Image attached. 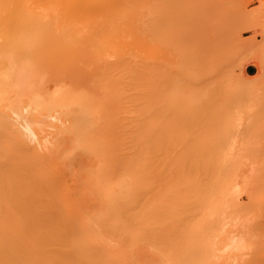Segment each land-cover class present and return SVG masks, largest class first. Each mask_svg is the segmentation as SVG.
I'll use <instances>...</instances> for the list:
<instances>
[{
    "label": "bare ground",
    "instance_id": "bare-ground-1",
    "mask_svg": "<svg viewBox=\"0 0 264 264\" xmlns=\"http://www.w3.org/2000/svg\"><path fill=\"white\" fill-rule=\"evenodd\" d=\"M131 1L124 0L121 7L120 0H0V118L5 133L0 142V264H157L158 254L156 262L178 264L193 239L187 234V246L182 245L184 232L193 235L200 228L189 220L181 228L179 221L193 219L190 216L200 213L204 202L211 204L203 210L222 208L230 214L241 208L247 180L242 178L246 182L239 185L242 165L232 166L235 158L230 148L224 150L228 130L223 136L227 141L221 138L223 149L207 147L213 143L208 140L211 130L223 124V119H215L212 97L229 99L231 94L213 95L218 92L213 87L212 95L209 90L205 96L195 83L196 72L198 77L188 73L192 80L183 78L180 85L186 88L180 87L184 73L179 72L192 65L174 70L181 64L173 59L169 65L165 56L160 60L153 53L157 46L132 52L137 27L141 29L147 16ZM198 88L204 92L199 97ZM199 98L207 110L199 103L197 107ZM233 121L224 122L230 130L240 123ZM197 124L205 129L199 131ZM256 197L251 200L254 207L264 209V197ZM164 234L171 242L162 241L170 249L155 239ZM196 235L195 242L201 238ZM256 246L252 252L264 249L260 242ZM150 248L156 249V257ZM255 252L258 256L252 253L251 262H263V255ZM243 259L239 264L250 263Z\"/></svg>",
    "mask_w": 264,
    "mask_h": 264
},
{
    "label": "rangeland",
    "instance_id": "rangeland-1",
    "mask_svg": "<svg viewBox=\"0 0 264 264\" xmlns=\"http://www.w3.org/2000/svg\"><path fill=\"white\" fill-rule=\"evenodd\" d=\"M127 1H130V0H127ZM133 1H131V2H133V4L135 3V8L138 10L141 9V10L145 11L147 17H145L146 22L141 25V27H140L141 29H139V27H137V32L135 35L136 43L142 39H143V42L137 43V44L135 43V47L132 46L133 47L132 52L135 53V51H138L139 48L141 49V50L140 49L139 50L142 52V50L145 47H147V45L149 44L148 45L149 47L157 46V48H156L157 50L155 49L156 51L153 50L152 48H151V50H153L154 54L157 53V55L159 57L161 56L160 60L164 59L166 57V59L169 60V65L170 64L173 65V62H172L173 59H174V63L178 64V62H179V64H181V65L177 66V67H179V69L178 68L174 69L176 71L180 70V67H182V64L184 65L183 69H184V67H186L185 64H187V63L189 65L191 64L192 67H190L188 69L187 67L189 65L187 64L188 65L186 67L187 70L186 69L184 70L187 73V77H186V73L184 71L179 72V73H184V75H182V76L179 73H177L181 76L179 86L180 87L183 86V85H180L181 80L183 78H184V80L187 78H190L192 80V77L194 76V74L196 72L199 77L197 76V74H195V75H196V77L199 78L198 79L199 81H198V83H197V81L195 83L198 84L199 86H201V88H203L201 90L206 91V93H204L203 91H201L198 88L199 90H196L198 97H199V94H198L199 92H200V94H202L201 92H203L204 94H206L205 96H207V93H208L207 91H209L210 89L212 90L213 87L215 88L214 90L218 91L215 94L213 93V95H216L217 93L220 95L221 92H219V91H222L223 95H225V94L229 95V93L231 94V95H229V97L231 96L229 99L226 98L227 95L224 96V99H226V100H224L223 97L222 98L218 97L217 95H216L217 99L215 96H213L215 98L212 97V100L214 99L213 104H215V115H214V112H213V115L215 116L216 121L217 120L220 121V119L221 120L223 119L222 120L223 122H221V121L220 122L223 123L224 125L223 124L220 125V123H219V125L222 127V128L221 127L217 128V130H219L220 128H221L220 130H222L219 132L220 133L219 134L216 130L218 123L216 121H215V123L213 122V126H216L215 127L216 131L214 132V130L213 131L211 130V133H210L211 138H209V139L206 138L209 140V142H211V140L213 139V141H212L213 143L211 142L212 144H208L207 147L210 149H212V148L214 149L213 146H216L215 150H217V151L221 150V148L223 149L224 146H225L224 147L225 151L228 148H230L231 150L228 149L227 151H229V152L231 151V159L235 158V159H232L233 161H231L232 166H236V168H237V165H242V168H243L242 171L244 172V173L243 172L241 173V178L239 177L237 181H240L239 185H241V182L244 181V179H242V178H246L245 180H247V182L246 181H244V182H246L248 185V187H247V185L244 183L245 188H247V189H245V190H247V192H245L244 194L241 195V196H243L240 198L241 203H240V201H238L241 205V208L244 207L247 210L242 209L243 210L242 211V210H240L241 209L240 208V209L234 211L235 213L232 210V213H230L231 214L230 215L228 210L225 211L222 208L221 209L207 208L208 209L207 210L204 207V209H206L208 211L207 212L206 210H203V206H205L207 204H208L207 206H209L211 203L209 204V202H206V204H205V202H204V205H203V203H201L202 209L200 210V208H199V210H198V211H200V213L196 212L198 214L197 215H196V213L194 214L198 219L197 218L195 219L194 218L195 216L192 215L190 217L193 218L194 220L190 219L189 217L188 218L184 217V218H187V219H184V221L178 220L179 223L181 222V224L183 222L181 228H183V225L189 224L188 223L189 221H192V223L194 222V224L196 221V225H200L199 226L200 228H198L197 232L193 233V235H190L192 233L184 232L182 238L183 237L189 238L191 236L189 238V240L192 239V237H193V239H195L194 236L196 234H198V235H196V237L200 236L201 238L199 239V241L197 240L198 242L196 241L197 244L198 243L200 244V242L202 241L203 243H205V245L202 243L199 246V244L197 245L196 242L192 239L193 241L192 240L190 241L191 244L188 242V244H187L188 246H187L186 245L187 239L186 238H183V240L181 239L180 243H182V245L185 243V245L187 246V247H184L185 245L182 246V247L186 248L185 250H184V248L182 249V251L183 250L186 251L185 252L186 255L183 254V256H182L181 254H179L182 257L179 256V259H181V261L179 262V259L177 258L178 259L177 262H178V264H181L182 261L185 262L184 264H187L188 262H190L191 264H192V262H193V264L194 263L195 264H198V263L199 264H201V263L202 264H215V263L219 264L220 262H222L220 264H235L237 262L239 264V261H241L240 260L241 258L243 259V257H244V259L246 260V258L250 257L249 258L250 260H248V261L246 260V262H245V260L243 259L242 261H244V263L250 262L248 264H253V262L255 260L254 261L252 260V262H251V256L253 258L252 253L257 254V252H255V251H258V253H259L260 252L259 250L262 248H260L259 250L257 249L253 252H252V250L254 249V247H257L256 245L258 242H260V244L261 243L264 244V240L262 239V238H264V235H263V237L261 236L262 238L260 237L262 232L264 233V231H262V229L264 228V209L263 208L258 209L260 206H258V208H256L257 204L253 205L255 202L253 203L251 201L254 199L253 197H256V194L258 197L257 200H259V198L261 199L262 197H264V196L259 197L260 195H264V0H133ZM120 3H121V7H122L124 0H120ZM183 6H185V8ZM165 8L167 11H164ZM184 9H186V11H187L186 13H188L189 16L186 17V13H184V11H185ZM145 12H144V14H145ZM190 15H192V16H190ZM184 17L188 18V20L185 19ZM137 24H138L137 26H140L139 23H137ZM160 40H161V42H160ZM151 42H153V43L150 44ZM162 43H163V45H162ZM134 48H135V51H134ZM136 53L139 54V51ZM150 55H152V54H150ZM163 56H165V57L163 58ZM155 57L156 56L154 55L153 58H155ZM169 57H170V59H169ZM171 57H172V59H171ZM183 57H184V59L181 60V58H183ZM155 60H157V59H155ZM155 60H154V62H155ZM168 60H167V62H168ZM183 61H185V62H183ZM157 63H159V62L157 61ZM169 65H167V66H169ZM163 67H164V65L161 68H163ZM152 68L154 70V64H153ZM168 68L170 70L172 67L170 66ZM191 71H193V72H191ZM172 73L174 74L173 71H172ZM188 73H191L193 76H189L190 74H188ZM178 76L175 75L176 78ZM175 77L173 79L175 81L179 82L178 79H175ZM184 80L182 83H184ZM169 81L171 82L172 80H169ZM186 81H185V83H188L190 80L188 82H186ZM192 83L190 84L191 86H189V87H192ZM195 83H194V87L197 88ZM175 84H178V83L175 82ZM175 84H173V85H175ZM186 85H188V84H186ZM176 86H178V85H176ZM183 87H185V85ZM212 91H211V95H212ZM203 95H200V96L204 97ZM220 98H221V100H220ZM204 100H207V98L204 97ZM208 100H210V99H208ZM203 102H204L203 98H199L197 101V104L199 103L200 106L206 108L207 104L203 103ZM199 104L197 105L198 108L200 107ZM208 104H212V102H208ZM222 104H223V107H221ZM208 109H210V108H208ZM204 110L202 109L201 111L204 112ZM206 110H207V108H206ZM196 111H197V109H196ZM203 112L201 114H203ZM208 112H209V110H208ZM181 113H182V111H181ZM205 113H206V111H205ZM207 113L205 115H207V117H210V115H209L210 113H208V114ZM198 114H200V113H197L196 116ZM227 114H229V116H227ZM194 115H195V113H194ZM194 115L192 117H194ZM184 116H186V115L184 114ZM184 116H183V118H185ZM196 116H195V118H197ZM201 117L198 119H201ZM211 117H213V116L211 115ZM231 117L233 118V120L235 122L238 121L240 123H237V126L235 125L236 129H234L235 128L234 126L233 127L231 126L234 124H231L230 125L231 130H230V127H227V125H229L227 123H229V122L232 123L233 120L230 121V119H229ZM188 118H189V116H188ZM227 119H228V122L226 121L227 122L226 123L224 120H227ZM0 120H1L0 121V124H1L0 125V142L2 143V141H4L3 138L5 137V133L3 132L4 131V124L1 123L3 121V119L0 118ZM206 120L207 119H205V121ZM209 120H210V118H209ZM187 121H189V120H187ZM193 121L195 122L194 119H193ZM210 121H211L210 123L208 122L210 124V126L207 125L209 127H211V125H212L211 123L214 120L212 119ZM200 124L203 125L204 127H206L205 126L206 123H204L205 125L202 123H200ZM200 124L199 125L197 124L196 127L199 131H202L205 128L202 129V126ZM209 127L207 128L208 130H209ZM211 128L213 129V127H211ZM223 128L224 129L226 128V129L224 130ZM227 130H228V135L226 134ZM224 132H225V135L230 136V137L226 136L227 137L226 139H228L230 141V142L228 141V143H231L232 147H231V145H229L226 142L227 141L226 139L224 140V138H225V137H223V136H225ZM229 133H231V134H229ZM219 135H221V136L219 137ZM215 136L216 137L218 136L217 139L219 138V140H217L215 138ZM207 137H210V136H207ZM214 138L216 140H214ZM221 138H223V142L224 141L226 142L225 145H224L225 142L222 143ZM1 139H2V141H1ZM205 141H207V140H204V142ZM214 141L215 142L221 141V142L214 143ZM209 142H205V143H209ZM209 145L210 146L212 145V148ZM219 146H221V147L218 149ZM234 160H235V162H234ZM240 160H241V162H240ZM234 168L235 167H233V169ZM242 168H240V170ZM238 171H237V173H238ZM245 173L247 174V176ZM239 174L240 173H238L235 176L234 172H233L235 179L237 178V176H239ZM243 174H245L246 177H244V176L242 177ZM245 190H243V191H245ZM242 199H244V201ZM246 201H248V202H246ZM245 202L251 210H248L249 208L246 207L247 205H245ZM242 203L244 204V206L242 205ZM240 205H239V207H240ZM254 206H256V207H254ZM222 210H223V212H222ZM245 210L247 211L245 214L246 216L244 215ZM215 212H216V214H215ZM204 213H206L207 215H205ZM217 213H219V214H217ZM240 213H243V214L240 215ZM234 214L237 217L233 216ZM216 215H217V217H216ZM239 215H240V217H238ZM243 215H244V217H243ZM213 216H215V219ZM220 216H221V218H220ZM207 217L208 218L210 217V219H208ZM232 217H235L236 219L232 218ZM180 220H183V219H180ZM214 220H215V222H214ZM246 222H248V223H246ZM250 222H253V223L251 224ZM209 223H210V225L212 223H214V224L212 227H210ZM206 225H207V228H206ZM248 225H251L249 229H252L253 232H252V230L250 231L248 229ZM253 225H255V227H252ZM215 226H217L218 228ZM208 227H210V229H212L213 231H211V230L209 231ZM241 227H243V228H241ZM201 228H203V229H201ZM240 229H242V230H240ZM256 229H258V230L255 231ZM199 230H201V231H199ZM202 231H204V232H202ZM240 231H242V232H240ZM245 231H248V232H245ZM206 232L209 234H207ZM211 232H213V234ZM215 232L216 233L219 232L220 234L218 233L219 234L218 235ZM249 232H252L250 234V236L251 235L253 236L254 233L255 234L257 233V234L254 235L253 237L249 236V238H250L249 239V238H246L248 236L246 234ZM161 234H163V233H161ZM172 234H175V233H172ZM187 234L189 235V237ZM204 234L205 235L207 234V235L203 236ZM166 235L164 234V237L163 236L161 237V235H157L155 237V239L158 242L160 241L159 243L161 245L165 246L167 244V242L165 243L162 240H164V239L167 240ZM233 235H235L236 237L235 236L233 237ZM245 235H246V237L244 238ZM213 236H215V237H213ZM255 236H256V238H255ZM239 237H240V239H239ZM170 238H171V236H170ZM177 238H179V240H180V236ZM213 238H214V240H213ZM218 238L220 241H218ZM232 238H233V241H232ZM244 240H245V242H244ZM253 240H255L256 245L254 243H252ZM169 241H168L167 245H169ZM182 241H185V242H182ZM213 241L215 243H213ZM246 241H247V243H246ZM194 242L196 245L195 244L193 245ZM217 242H218V244H216ZM219 242H220V244H219ZM242 242H243V244L244 243H246V244L250 243L249 244L250 246L247 247L246 244H244V245L241 244ZM180 243H178V244H180ZM210 244H212V245L209 248L208 245H210ZM226 244L229 246L227 247ZM234 244H236V245H234ZM237 245H238V247H237ZM171 246H173V245H171ZM191 246H193V247H191ZM244 246H245V248L247 247V250L244 248ZM260 246H263V245H260ZM165 247L170 249L169 248L170 246L169 247L165 246ZM180 247L181 246H179V248ZM194 247H195V250L198 249L199 247H200V249H198L197 251L194 250V252H191V251H193ZM214 247H217L216 250L215 249L212 250V248H214ZM242 247H243V249H242ZM153 248H155V247L153 246ZM161 248L162 247H160L158 249V247H157V249L159 251ZM187 249H189V251ZM239 249H240V251L242 250L241 253H240V251H239V253L237 252V250H239ZM151 250H149V251H151ZM154 250H155V253H154ZM177 250H178V248L175 251H177ZM245 250L247 251V253ZM248 250L249 251L251 250L252 253L248 252ZM262 250H264V249H262ZM162 251H164V250H162ZM209 251H211V252H209ZM231 251H232V253H231ZM168 252H169V250H168ZM215 252H217V253L215 254ZM219 252H221V254L223 252V254L221 255ZM233 252L235 254H233ZM177 253H180V252H177ZM189 253H190V255H189ZM192 253H193V255H191ZM199 253H201V255H199ZM260 253L262 254V252H260ZM157 254L158 253L156 252V249H153L151 252V255L156 257ZM162 254L164 255V257L166 256V252H162ZM210 254H212V255H210ZM230 254H232V255H230ZM240 254H241V256L239 257ZM148 255H150V252L147 253V256ZM205 255L207 256L208 259L214 258L215 261L211 260V259H209V260H211L209 262L205 261L207 259V258L206 259L203 258ZM262 255H263L262 257H264V251H263ZM172 256H174V254ZM197 256H198V258H197ZM256 256H258V254ZM157 257L159 259L160 255L158 254ZM176 257H178V255ZM183 257H184V259H182ZM185 257L188 258L186 260L187 262L185 261V259H186ZM223 257L226 259H224ZM234 257H235V259H234ZM168 258L167 259L165 258V260H167L169 262L170 258L169 259ZM237 258H240V259L237 260ZM150 259H153V258L151 257ZM158 259H156V260H158ZM200 259H201V261H200ZM255 259H256V257H255ZM262 259L263 258H261L260 260H262ZM156 260H155V263L160 264V262L159 261L156 262ZM160 260H161V258H160ZM165 260H164V262H165ZM190 260H192V262ZM257 260L258 259H256L255 262H257ZM161 261H163V260H161ZM204 261L208 262V263H205ZM263 262L259 261L256 264H264ZM152 263H153V261H152ZM241 264H243V263L241 262Z\"/></svg>",
    "mask_w": 264,
    "mask_h": 264
}]
</instances>
